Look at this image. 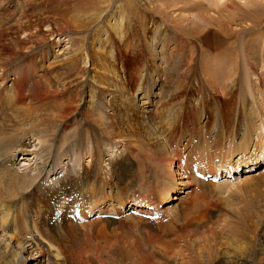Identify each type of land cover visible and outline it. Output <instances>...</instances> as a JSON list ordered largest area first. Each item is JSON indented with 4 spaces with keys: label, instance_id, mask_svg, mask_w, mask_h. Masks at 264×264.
<instances>
[{
    "label": "bare ground",
    "instance_id": "bare-ground-1",
    "mask_svg": "<svg viewBox=\"0 0 264 264\" xmlns=\"http://www.w3.org/2000/svg\"><path fill=\"white\" fill-rule=\"evenodd\" d=\"M206 1L0 0V264H264V194L245 186L223 207L226 182L191 171L264 179V168L247 173L264 163V36L225 48L238 46L236 18L223 19L227 2ZM243 1L249 26L258 1ZM68 130L57 148L74 141L81 171L35 189ZM32 139L47 150L29 177L15 156ZM213 188L220 205L207 201ZM134 197L161 213L101 217ZM126 229L135 237H117Z\"/></svg>",
    "mask_w": 264,
    "mask_h": 264
},
{
    "label": "rangeland",
    "instance_id": "rangeland-1",
    "mask_svg": "<svg viewBox=\"0 0 264 264\" xmlns=\"http://www.w3.org/2000/svg\"><path fill=\"white\" fill-rule=\"evenodd\" d=\"M199 1V0H198ZM204 5H205V7H206V9H208L209 8V5H208V2L206 1V0H200ZM230 1H231V4H230ZM258 2H256V7H258V11H259V15L257 16V22H255L254 24H249V26L246 24V25H244V23H239V19H240V17L242 18V15H243V12H249V11H252L253 10V6H251V5H244L243 4V0H220V2H222V3H224V5H225V2H227L228 3V5H227V7H229V10H228V12H226V11H222V13H223V16H224V18L223 19H225V16H234V17H230V18H233V19H235L236 21H237V24L236 25H234V27H232V29H234L235 31H236V33L239 35L238 36V39H236V42H237V45L238 46H236V45H234L233 44V39H226L224 42L228 45V46H224L225 48H227V47H229L231 50L234 48L235 50H237L236 52H240L239 50V42L240 41H242L244 44H248V43H250L251 41H252V36H253V34H254V36H255V32H261L262 34H263V36H264V1L263 0H257ZM237 2V3H236ZM221 3V4H222ZM232 3H234V5H235V7L237 8V9H231V7H232ZM243 7V8H242ZM251 7V8H250ZM210 11L211 10H214L213 8H210L209 9ZM245 10V11H244ZM221 11V10H220ZM241 15V16H240ZM239 18V19H238ZM153 20V19H152ZM146 24H147V26L149 27L146 31H147V33H146V37L147 38H149V37H151V33H152V29H153V24H151L149 21L148 22H146ZM243 26L244 28H236V27H239V26ZM244 29V30H243ZM241 30V31H240ZM240 31V32H239ZM244 31V32H243ZM133 34H136L138 37L140 36L139 34H140V31L138 30L137 31V29H135V27H132L131 28V30H130V32H129V34L128 35H133ZM250 36V37H249ZM62 40V39H61ZM231 44V45H230ZM64 45H66V40H64L63 41V43H62V45H61V47L62 46H64ZM231 47H230V46ZM236 46V47H235ZM60 48V47H59ZM196 48L198 49V46L196 45ZM239 50H238V49ZM57 50H58V48H56ZM140 49V48H139ZM140 50H138V52H137V56H138V59H135L137 62H139V59H140ZM130 76V74L129 73H126V79H128V77ZM127 87H130V86H127ZM132 87V86H131ZM202 87V86H201ZM200 87V88H201ZM203 90H205V88H203ZM131 91V90H130ZM191 92V91H190ZM190 92H188L187 94H188V96H190L191 97V94H190ZM204 94V93H203ZM196 95V94H195ZM193 97V96H192ZM202 97V96H201ZM200 97V98H201ZM214 101H216V100H214L213 98H211L208 94H206L205 96H204V105H212L213 106V104H214ZM219 101V100H218ZM104 107V106H103ZM103 107H102V109H103ZM104 115L106 116V117H111L112 115H110V113L107 111V109L105 110V113H104ZM82 127V126H81ZM82 132L81 130H79V127H76V132ZM63 133V134H62ZM67 133V134H66ZM68 133H70V130H68V131H58L57 133H56V135L54 136V138L56 139V137L58 138V139H56L55 141H56V145L55 146H53V151H52V153L50 154V158H51V160H52V165L54 166V168L55 167H58V165H56V163L57 164H59V167L61 166V167H64L65 166V160H66V158L68 157L69 159L70 158H72V156H74V158H76V156L78 155V158L80 159V161H82L83 160V155L81 156V151L80 150H78L76 147H75V142L74 141H68V143L65 145V146H63L61 149H58L57 148V144H58V141H59V144H61V143H64L65 142V138H67V139H69L68 138V136H69V134ZM63 135V136H62ZM67 135V137H65ZM62 136V137H61ZM64 138V139H63ZM62 140V141H61ZM63 140H64V142H63ZM25 145H26V150L28 151V153H24V156H20L19 155V157H18V161H17V164H16V168H18V170L21 172V173H23L25 176H29V177H31V176H34V174H35V167H36V165L34 164L35 163V161H37L38 160V158L40 157V156H42L43 155V153H42V151H43V149L44 150H47V149H45L46 148V144H43L44 146H45V148H43V146H41L40 145V143H39V141L37 140V139H32V140H25ZM71 146V147H70ZM91 150V147L89 146V147H87V149H85V151L86 152H89ZM106 149H104V151H105ZM26 151V152H27ZM105 152H107L106 153V156H109V155H113V156H115V155H118V153H119V151L118 150H116V149H114V148H107V150L105 151ZM22 154V153H21ZM34 157V158H33ZM105 158H107V157H105ZM87 160L88 158L87 157H84V160ZM77 161V160H76ZM32 162V163H31ZM31 163V164H30ZM73 163H74V159H73ZM263 165V164H262ZM262 165H260V166H262ZM104 167H105V165H104ZM79 168H81V164L79 163ZM47 169H51V168H47ZM232 170H234V169H232ZM247 170V169H246ZM79 171H81V169L79 170ZM78 171V172H79ZM221 171H224V170H221ZM78 172H74L73 171V168H69V172L67 173L66 172V178L68 177V174L69 173H75V174H77ZM255 172V171H254ZM51 177V176H50ZM263 181V182H262ZM249 182H241V183H232L231 185H225V186H227L226 188L224 187V185H222V187L221 186H219L218 188H219V190H220V193L218 192V191H216V188H213V189H211V191L209 192V193H207L206 195L207 196H209V198H211V196H212V198L209 200V198H207L208 200L207 201H211V203H215V204H219L220 205V203H218V200L216 199V197H217V195H218V193L219 194H221V196L220 195H218V199H221V197H223V199H224V201H223V199H221L223 202L221 203V206H233V207H236L237 206V204L235 205V204H232V203H234V202H238V198L237 197H240L241 195H243L244 194V191H245V189H244V187L245 186H248L249 188H254L255 189V192H253L250 196H252L253 198H254V200L255 199H258L262 194H264V179H261V181H259L257 184H255L254 185V183H253V181H251L249 184H248ZM225 184V183H224ZM254 185V186H253ZM39 186V185H38ZM54 186H56V185H54ZM229 186V187H228ZM40 187V186H39ZM236 187V188H235ZM220 188H222L223 190H221ZM225 188V189H224ZM30 189H32L33 190V188H30ZM29 189V190H30ZM234 189V190H233ZM261 189H263L262 191H261ZM257 190V191H256ZM221 191H224V192H226L225 194H226V196H223V195H225L223 192H221ZM258 192V193H257ZM260 192V193H259ZM213 193H214V196H213ZM216 193H217V195H216ZM227 193L229 194V195H227ZM232 193V194H231ZM235 193V194H234ZM27 194H29V192L27 191ZM231 194V195H230ZM245 196H247V194H246V192H245ZM214 197V198H213ZM232 201H231V200ZM245 201V200H244ZM246 201H248V200H246ZM228 203V204H227ZM188 205H189V203H188ZM175 206V203H173L171 206H170V209H173V207ZM175 208V207H174ZM232 225V224H231ZM125 232V233H124ZM124 232H122V233H118L117 234V237H119L118 235H122L123 234V236H126V238L127 239H130V238H133V237H135L134 236V234L133 233H131L128 229H126ZM116 235V234H115ZM120 235V237H122ZM125 238V237H124ZM171 241H173V239H171L170 240V242ZM101 253V252H100ZM100 253H99V255H100ZM103 253V252H102ZM104 254H105V252H104ZM102 255V254H101Z\"/></svg>",
    "mask_w": 264,
    "mask_h": 264
}]
</instances>
